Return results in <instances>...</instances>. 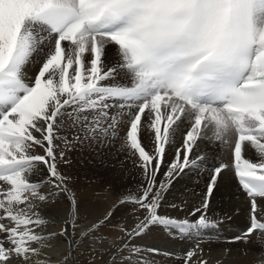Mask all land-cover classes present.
Returning <instances> with one entry per match:
<instances>
[{
  "label": "snow or ice",
  "instance_id": "snow-or-ice-1",
  "mask_svg": "<svg viewBox=\"0 0 264 264\" xmlns=\"http://www.w3.org/2000/svg\"><path fill=\"white\" fill-rule=\"evenodd\" d=\"M113 139L141 177L135 193L118 198L117 207L131 202L140 215L134 210V227L118 226L116 251L142 259L134 241L156 226L178 239L209 225L204 214L161 211L173 179L204 162L196 153L204 142L226 155L190 216L208 208L231 170L249 222L229 243L255 245L254 264H264V0H0V264H45L35 258L53 238L69 241L62 264L75 261L74 226L62 218L58 232L41 234L50 221L38 209L63 195L74 221L77 201L61 165L78 145ZM182 251L180 264H209L199 245Z\"/></svg>",
  "mask_w": 264,
  "mask_h": 264
},
{
  "label": "bare ground",
  "instance_id": "bare-ground-1",
  "mask_svg": "<svg viewBox=\"0 0 264 264\" xmlns=\"http://www.w3.org/2000/svg\"><path fill=\"white\" fill-rule=\"evenodd\" d=\"M114 58L110 52L109 62ZM38 67L39 63L30 65L26 69L28 75H34ZM196 153L205 157L204 162L190 166L173 179L164 193L161 211L162 214L180 218L187 216L190 220L204 214L210 222L207 227L192 230L190 235L173 239L166 229L156 226L153 231L134 241L145 249L142 259L128 255V249L124 250L123 255L116 251L115 246L124 238V233L118 226L124 224L129 228L134 227V210L136 215H140L131 202L117 207L118 198L123 193H135L141 177L139 168L134 166L135 157L130 154V150L122 148L121 139H113L99 143L86 142L68 152V164L61 165V171L71 177L68 186L77 201L76 218L73 221L69 216L71 205L61 195L56 203H47L38 209L41 217L50 221L41 226L40 233L47 235L49 232H58L64 227L62 218L74 226L75 231L71 239L76 241L75 250L72 252L75 261H70V264H180L183 258L182 250L193 249L197 245L203 250L202 258L208 260L209 264H217L218 260L224 259L222 252L228 248L232 252L224 260V264H254L255 257L260 252L258 247L229 243L233 236L246 229L249 222L248 198L240 190L237 178L231 170L225 172L217 184L208 208L203 213L190 216V213L201 206L212 167L226 155L218 146L204 142L200 143ZM164 179L161 174L160 180ZM171 204L178 205L182 211L169 207ZM114 207L116 211L110 222L99 227L98 231L87 239H82V234L94 222L102 221L105 214ZM211 222H215L217 226L213 227ZM72 231L73 227H69V232ZM252 239L255 240L256 237L253 236ZM153 247L160 249L161 254H149L147 250ZM69 251L68 240L53 238L42 242L41 257L35 259H40L45 264H62L63 256ZM13 264L21 262L16 260Z\"/></svg>",
  "mask_w": 264,
  "mask_h": 264
}]
</instances>
